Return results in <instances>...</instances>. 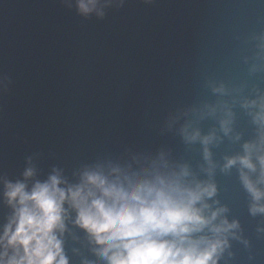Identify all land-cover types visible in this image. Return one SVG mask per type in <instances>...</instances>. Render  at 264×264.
<instances>
[{
  "label": "water",
  "instance_id": "water-1",
  "mask_svg": "<svg viewBox=\"0 0 264 264\" xmlns=\"http://www.w3.org/2000/svg\"><path fill=\"white\" fill-rule=\"evenodd\" d=\"M77 2L0 0V232L13 215L6 184L186 168L184 184H214L205 203L226 209L214 223L238 224L217 264H264V214L250 213L240 178L255 183L264 154L253 120L264 102V0H98L87 15ZM245 144L260 146L256 171L226 169ZM64 207L68 264H107Z\"/></svg>",
  "mask_w": 264,
  "mask_h": 264
},
{
  "label": "clouds",
  "instance_id": "clouds-1",
  "mask_svg": "<svg viewBox=\"0 0 264 264\" xmlns=\"http://www.w3.org/2000/svg\"><path fill=\"white\" fill-rule=\"evenodd\" d=\"M97 2L78 0L77 7L87 15L96 9ZM253 120L264 128V102ZM198 137V132L185 134L188 141ZM211 139L205 137L201 142L206 145ZM243 147L245 155L228 158L226 169L239 163L241 169L256 171L252 153L260 146ZM256 161L260 173L255 183L243 170L240 172L253 200L249 209L253 215L264 214V204L258 203L264 199V191L257 187L264 184V154L256 156ZM32 175L31 168L24 173L25 178ZM189 175L182 168L171 176L143 180L124 177L122 182L119 177L109 180L100 172L85 171L75 186L60 187L64 181L59 174L35 183L30 191L24 183L6 184L4 195L13 215L0 232V264H68L57 235L65 231V204L75 212L74 225L98 246L96 251L107 264H217L238 224L226 219L214 223L226 211H211L205 203L215 195L214 184L196 182L188 186L182 178ZM205 230L211 235H197Z\"/></svg>",
  "mask_w": 264,
  "mask_h": 264
}]
</instances>
